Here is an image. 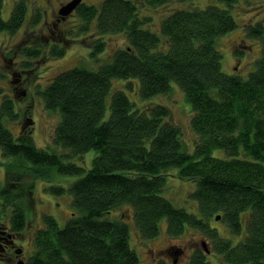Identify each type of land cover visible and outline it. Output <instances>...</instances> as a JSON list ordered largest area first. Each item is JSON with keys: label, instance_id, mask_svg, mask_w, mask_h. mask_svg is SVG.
I'll return each mask as SVG.
<instances>
[{"label": "trees", "instance_id": "1", "mask_svg": "<svg viewBox=\"0 0 264 264\" xmlns=\"http://www.w3.org/2000/svg\"><path fill=\"white\" fill-rule=\"evenodd\" d=\"M177 1L170 5L171 0H102L98 8L86 3L77 7L79 23L73 31L89 34L91 56L105 51L107 33H122L126 45L114 50L111 59L97 69L73 66L39 91L45 108L57 115L49 142L59 146V152L35 144L32 126L23 129L24 113L22 128L14 137L2 119L17 121L21 113L13 99H1L0 154L31 161L27 174L33 178H44L40 169L78 176L66 188H45L58 194L65 189L70 192L73 212L63 227L53 216L43 215L28 264H138L123 219L127 215L120 212L121 219L104 218L112 211L115 217L114 211L123 206L131 208L143 239L157 236L159 222L166 218L167 235L179 236L185 226L200 231L222 264H264V18L245 26V35L260 40L261 49L254 69L244 78L223 72L216 46L219 37L237 26L231 10L239 0H219L223 6L203 8L183 7L190 0ZM26 3L16 0L4 20L0 0V31L11 35L26 22ZM168 4V13L159 14L158 29L151 26V14L141 13L142 6ZM28 16L36 26L42 12L36 8ZM18 51L29 59L39 53L28 46ZM64 52L56 46L47 50L52 56ZM113 78L136 80L144 100L169 93L175 82L190 105L193 152H188L168 105L152 101L138 106L124 90L113 87L116 90L111 92ZM214 149H222L226 157L213 156ZM91 150L96 153L90 168L74 162ZM173 168L177 176L195 180L190 196L200 216L174 206L162 195ZM5 175L6 186L0 192L10 202L3 206L12 202L8 184L23 183L9 213L11 230L22 232L26 225L23 199L26 203L33 199L34 182H23L24 175L14 181L7 169ZM248 209L245 234L235 244L209 225L210 219L220 215L229 231L239 234L240 215ZM184 264L211 263L204 250L196 248Z\"/></svg>", "mask_w": 264, "mask_h": 264}, {"label": "rangeland", "instance_id": "2", "mask_svg": "<svg viewBox=\"0 0 264 264\" xmlns=\"http://www.w3.org/2000/svg\"><path fill=\"white\" fill-rule=\"evenodd\" d=\"M15 1L16 0H3L1 16L4 20L9 18ZM25 1L27 2V6L28 3L31 2L29 7H32V9L28 8L24 20L26 16L28 20V13H32L36 8L42 12V16L39 20L40 22L36 26H32L30 19L28 22L26 20V22L11 35L7 31H0V102L5 96L13 99L15 102V109L21 113L17 121L9 120L6 117H3L2 120L5 126L12 132L13 136L16 137L21 125L20 118L22 117V113H24L25 115H23L27 118V122L23 125V129L27 126H32L31 132L35 144L38 147L48 146L59 152L60 147L52 144L51 141L49 142L53 126L57 121V115L45 108L39 91L42 90L55 75L73 66H84L88 69H97L100 64L111 59L109 56L114 50L126 45V38L122 33L104 34L103 38L106 43L105 51L96 56H91V49L87 44L89 34L73 31L77 28V24L79 23L76 15L71 14L66 17V19H62L61 21L58 20L56 29L59 31L56 30V34L54 33L51 35V32L48 31V22L52 19L55 8L59 3L63 5L69 0ZM84 2L86 4L95 5L98 8L102 0H84ZM175 2L178 1L171 0L170 5L175 4ZM207 5H222V3L219 0H190L187 1L183 7L196 6L203 8ZM140 7L141 6H139V8ZM169 7V4L159 8L142 6L141 13L151 14V26L154 25L158 29L159 14L168 13L167 9ZM231 13L235 17L237 26L219 37L216 40V46L222 54L221 68L223 72L227 74L234 73L245 78L255 67L254 61L260 54L261 43L260 40L256 38L247 37L244 29L249 23L252 24L259 19L263 20L264 0H239V2H236L234 7H232ZM154 32L158 31L154 30ZM22 46L35 47L39 49V53L36 57L30 59L26 58L18 51ZM53 46L57 48L63 47L65 49L64 54L61 56L47 54V50L49 48L52 49ZM235 51L241 54L236 57V54H234ZM6 52L8 53L5 54ZM9 59H11L12 63H7ZM26 60H30L31 63L29 65L23 64ZM18 72H21V78L19 81H16V73ZM131 80L132 79L120 78L111 79V84L114 81L113 86H111V92L116 90L114 88L124 90L128 97L138 106H141L145 102L152 101L162 102L168 105L174 121L182 130V136L186 143L187 150L189 153H192L194 150L195 134L189 123L191 110L179 86L175 82H171L169 93L154 96L153 98L146 99V101L139 95L138 82L136 80L130 82ZM12 86L15 87V90ZM30 121H33V123ZM25 125L26 127L24 128ZM95 153L96 152L93 150L88 151L82 156L83 158H76L74 162L82 165L87 170L92 164L91 160L95 156ZM212 155L216 157H226L222 149H214ZM32 166L33 164L31 161L24 158L18 156H3L0 154V191L1 188L6 186V169L11 172V179H14V181H17L16 176L24 175L25 179H23V182H34L33 187H31L33 190V199L28 200L27 203L26 199H23V203L26 205V225L21 232V236H19L21 240H18L19 243L23 244L25 249L24 252L26 255L28 254V257L33 250L34 235L37 230L43 227V215L48 214L53 216L58 225L63 227L72 216L73 212L70 192L65 189L64 192L58 194L52 190H45V188L49 186H62L66 188L78 177L40 169L39 171H44L41 172V176L44 178H33V176L27 174ZM12 183H14V185L8 184L10 188L12 187L10 194L12 202L10 205L3 206L4 204H9L10 201L2 196L0 192V211L6 212L8 216L12 209V205L17 201L16 193H19L20 189L23 187L22 181L20 182L22 185L16 182ZM195 187L196 182L194 179H186L177 176V169L173 168L166 176L162 195L170 200L174 206L184 208L200 216L197 202L190 196V193L194 191ZM4 199H6V203H4ZM246 211L247 212L244 211L240 215L242 220V231L239 234L230 232L226 224L220 221V219L216 220L215 216L208 222L211 228L213 227L217 230L220 237L228 238L235 244L242 240L245 234L246 224L249 218V209ZM112 212L105 215L104 218L109 220L121 219V217H119L120 212L127 215L123 219H125L124 222L128 225L129 244L138 255V264H153L155 260L157 263L172 264V260L175 257H177L175 264H184L189 259L194 249L203 248L202 241L205 242V246L209 250L205 255L210 263L222 264L221 256L212 252L211 241L196 229L185 226V231L181 235L172 237L165 232L166 218H162L159 222L158 235L150 239H143L132 219L130 207L123 206L117 208L114 211L116 214L115 217L112 215ZM2 218L4 219L3 216ZM160 250L163 251L160 252ZM177 252L178 254H176Z\"/></svg>", "mask_w": 264, "mask_h": 264}, {"label": "flooded vegetation", "instance_id": "3", "mask_svg": "<svg viewBox=\"0 0 264 264\" xmlns=\"http://www.w3.org/2000/svg\"><path fill=\"white\" fill-rule=\"evenodd\" d=\"M83 3H85L84 0H82L71 13L65 16L59 13V9L62 6V4L59 3L54 10L52 19L48 22L49 24L48 31L51 32V35L54 33L56 34L55 32L56 30L59 31L58 29H56V22L58 20L61 21L62 19H66V17H68L71 14L75 15V11L77 7ZM30 4L31 2L28 3V7ZM29 8L32 9V7ZM2 58L5 59L4 57ZM7 63H12L11 59H9ZM16 75L17 78L15 80L19 81L21 78V72L16 73ZM12 87L15 90V87L14 86ZM21 128L22 125L20 126V129ZM2 216L4 217V219L2 218ZM19 236H21V232H14L11 230L8 214L6 212L0 211V264H28V260H27L28 254L27 255L25 254L24 252L25 249L23 247V244L18 242V240L20 239ZM161 251L163 250H160V252ZM176 254H178V252ZM176 261H177V257L173 258L172 264H175ZM156 263L157 261L155 260L153 264Z\"/></svg>", "mask_w": 264, "mask_h": 264}, {"label": "water", "instance_id": "4", "mask_svg": "<svg viewBox=\"0 0 264 264\" xmlns=\"http://www.w3.org/2000/svg\"><path fill=\"white\" fill-rule=\"evenodd\" d=\"M82 0H69L68 2H66L65 4H63L61 6V8L59 9V13L63 16L68 15L69 13H71L76 6L81 2ZM220 218V215H216L215 219L218 220ZM202 247L206 252H209V250L206 248L205 246V242L202 241Z\"/></svg>", "mask_w": 264, "mask_h": 264}]
</instances>
